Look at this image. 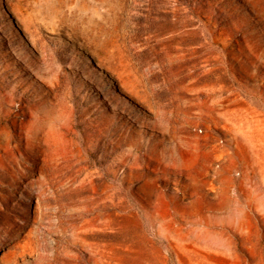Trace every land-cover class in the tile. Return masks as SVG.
Here are the masks:
<instances>
[{
  "label": "rangeland",
  "instance_id": "374dc122",
  "mask_svg": "<svg viewBox=\"0 0 264 264\" xmlns=\"http://www.w3.org/2000/svg\"><path fill=\"white\" fill-rule=\"evenodd\" d=\"M0 264H264V0H0Z\"/></svg>",
  "mask_w": 264,
  "mask_h": 264
},
{
  "label": "bare ground",
  "instance_id": "6f19581e",
  "mask_svg": "<svg viewBox=\"0 0 264 264\" xmlns=\"http://www.w3.org/2000/svg\"><path fill=\"white\" fill-rule=\"evenodd\" d=\"M260 4H261V3H260ZM47 130H48V129H47ZM47 130H46V131H47Z\"/></svg>",
  "mask_w": 264,
  "mask_h": 264
}]
</instances>
